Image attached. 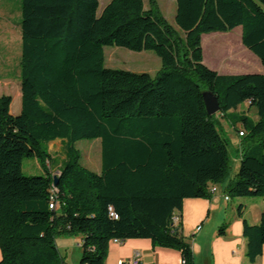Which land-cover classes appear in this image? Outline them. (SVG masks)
I'll return each mask as SVG.
<instances>
[{
    "label": "trees",
    "instance_id": "16d2710c",
    "mask_svg": "<svg viewBox=\"0 0 264 264\" xmlns=\"http://www.w3.org/2000/svg\"><path fill=\"white\" fill-rule=\"evenodd\" d=\"M99 9V0H22L21 112L0 97V264H66L60 236L83 238L80 264H105L111 242L131 239L195 264L184 201L211 199L231 170L205 92L222 117L243 125L241 164L225 194L264 199V74L221 75L204 63L202 46L203 35L240 27L241 41L228 38L226 50L242 52V42L264 65V0H176L177 28L158 0ZM106 47L154 51L162 68L155 76L106 68ZM243 105L258 120L237 115ZM84 139L101 140L99 173L80 162L75 144ZM57 140L61 162L48 149ZM26 158L45 175L26 176ZM243 233L254 262L264 251V213L257 225L244 221Z\"/></svg>",
    "mask_w": 264,
    "mask_h": 264
},
{
    "label": "rangeland",
    "instance_id": "374dc122",
    "mask_svg": "<svg viewBox=\"0 0 264 264\" xmlns=\"http://www.w3.org/2000/svg\"><path fill=\"white\" fill-rule=\"evenodd\" d=\"M111 0H99V14L110 3ZM148 6V0H144ZM22 0H0V97L9 95L12 97L11 108L16 112L21 102V79L20 64L22 59ZM159 8L168 22L176 27V0H158ZM224 36V37H223ZM242 30L236 28L228 33L206 34L202 37V46L204 50V63L211 68V64L223 67H230L231 70L239 74L258 73L264 74V65L259 58V66L247 57L250 51L244 47L241 42L242 52L226 50L224 43L227 39L234 37L241 41ZM219 38V39H218ZM105 67L109 69H120L134 73H147L155 76L162 68L161 59L154 51L134 52L126 48L106 47L105 48ZM212 69V68H211ZM237 115H248L254 120H258L256 109L248 105L241 106ZM218 128L222 135L228 140L229 156L231 160L230 175L223 186H228L236 177L242 159L243 138L239 136V130L243 129L242 124L234 127L225 117L218 116ZM240 146V147H239ZM75 148L81 155V164L90 171L99 173L102 168V143L100 139H84L75 144ZM240 148V150H239ZM53 160L61 162L64 159V143L57 140L48 146ZM50 166V165H49ZM53 165V172L56 170ZM23 171L26 176L45 175L43 168L38 161L32 158H26L23 165ZM75 238V236H73ZM67 261L66 264H71Z\"/></svg>",
    "mask_w": 264,
    "mask_h": 264
},
{
    "label": "crops",
    "instance_id": "0c3cea01",
    "mask_svg": "<svg viewBox=\"0 0 264 264\" xmlns=\"http://www.w3.org/2000/svg\"><path fill=\"white\" fill-rule=\"evenodd\" d=\"M247 57L259 66V59L257 60L254 54L247 52ZM211 68L221 75H242L230 67L221 68L211 64ZM21 106L22 95L19 109L15 112L11 108V113L18 115ZM226 188L227 186L224 187L223 184L216 186V192L211 199L184 201L181 213L183 236L193 247L195 264H264V251L254 262L248 260V242L243 233L244 221L251 225L260 223L264 213V199L260 197L226 199ZM224 224L227 225L226 233L221 236L219 229ZM200 226L201 230L197 231ZM82 243L81 236L57 238L58 249L66 263L71 261V264H80ZM134 259H139L140 264L182 263L181 253L175 249L154 247L147 239H131L122 243L111 242L105 264H118L120 261L129 263Z\"/></svg>",
    "mask_w": 264,
    "mask_h": 264
},
{
    "label": "water",
    "instance_id": "95a60500",
    "mask_svg": "<svg viewBox=\"0 0 264 264\" xmlns=\"http://www.w3.org/2000/svg\"><path fill=\"white\" fill-rule=\"evenodd\" d=\"M206 110L208 115L214 116L220 112V103L216 96H214L211 92H205L203 94ZM58 179L55 178L54 185L57 186Z\"/></svg>",
    "mask_w": 264,
    "mask_h": 264
},
{
    "label": "built area",
    "instance_id": "2783aa9c",
    "mask_svg": "<svg viewBox=\"0 0 264 264\" xmlns=\"http://www.w3.org/2000/svg\"><path fill=\"white\" fill-rule=\"evenodd\" d=\"M216 115H218V116H222L220 113H218V114H216ZM242 135H243V134L240 133V136H242ZM215 192H216V187L212 189V193L214 194ZM226 199H229V197L226 196ZM51 208H55V205L52 204V205H51ZM112 216L115 217V218H117L116 214L113 213V212H112ZM179 220H180L179 217L175 218V222H178ZM200 230H201V226L197 228V231H200ZM116 242H118V241H116ZM118 243H122V242H118ZM118 264H140V262H139V259H134L133 261H131V262H129V263H126V262H124V261H120ZM181 264H186L185 260H182V263H181Z\"/></svg>",
    "mask_w": 264,
    "mask_h": 264
}]
</instances>
